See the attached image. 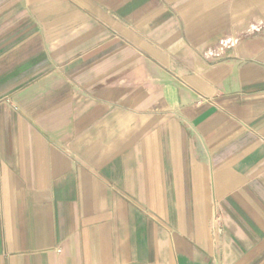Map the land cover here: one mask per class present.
I'll list each match as a JSON object with an SVG mask.
<instances>
[{"label":"crops","instance_id":"0c3cea01","mask_svg":"<svg viewBox=\"0 0 264 264\" xmlns=\"http://www.w3.org/2000/svg\"><path fill=\"white\" fill-rule=\"evenodd\" d=\"M0 264H264V0H0Z\"/></svg>","mask_w":264,"mask_h":264}]
</instances>
